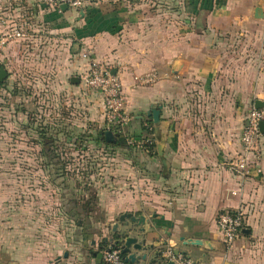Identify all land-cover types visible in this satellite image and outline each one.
<instances>
[{
    "label": "crops",
    "instance_id": "0c3cea01",
    "mask_svg": "<svg viewBox=\"0 0 264 264\" xmlns=\"http://www.w3.org/2000/svg\"><path fill=\"white\" fill-rule=\"evenodd\" d=\"M84 2L82 10L58 11L40 0H0V32L18 26L27 35L3 53L8 98L49 99L54 114L64 111L66 118L48 125L55 145L62 142L59 133H70L64 145L74 147L85 136L103 152L94 162L98 177L87 175L75 186L67 173L71 187L58 189L61 202L50 204L70 218L63 236L39 226L41 236L34 238L30 224L25 233L12 232L16 221L2 212L0 264H105L111 247L105 241L126 213L146 218L144 226L130 223L133 236L154 247L138 264L169 247L195 264H264V135L251 172L242 177L232 170L245 119L264 104V17H256L264 0ZM84 53L121 79L132 116L128 137L151 138L156 150L137 144L107 149L95 141L106 128L105 109L101 95L80 83L90 66ZM150 73L158 74L156 84L137 85ZM159 108L167 170L148 115ZM8 194H0L3 202ZM239 209L249 233L229 249L216 220Z\"/></svg>",
    "mask_w": 264,
    "mask_h": 264
},
{
    "label": "rangeland",
    "instance_id": "374dc122",
    "mask_svg": "<svg viewBox=\"0 0 264 264\" xmlns=\"http://www.w3.org/2000/svg\"><path fill=\"white\" fill-rule=\"evenodd\" d=\"M54 108L49 99L45 101L37 96L26 102L20 95L8 98L4 87L0 86V194L4 190L9 193L4 202L0 196V220L5 211L12 216V221H16L12 232L25 233L29 229L34 238L41 236L42 230L63 236L70 229V218L66 211L54 208L56 201L61 202V193L57 190L62 188L61 183L64 182H53L55 170L44 160L45 148L38 142L34 130V125L48 127L56 121L59 125L66 123L63 120L66 119L64 111L57 116ZM25 112L28 113L26 116ZM69 134L59 133L62 142L55 149V154L62 159L63 166L66 165L67 173L74 178V185L81 186L83 177L92 174L99 176V166L94 162L101 158L103 152L89 143H84L79 149L76 148L78 145H64ZM109 154L114 156L112 152ZM37 190L44 195L42 198L34 194ZM50 204L54 205L53 208ZM29 224L32 227L26 229L25 226ZM39 226L46 229L41 230Z\"/></svg>",
    "mask_w": 264,
    "mask_h": 264
},
{
    "label": "built area",
    "instance_id": "2783aa9c",
    "mask_svg": "<svg viewBox=\"0 0 264 264\" xmlns=\"http://www.w3.org/2000/svg\"><path fill=\"white\" fill-rule=\"evenodd\" d=\"M45 5L61 11L63 5L75 10H82L85 6L84 0H40ZM27 35L18 26L9 30L0 32V64L3 53L8 45L16 40H24ZM83 58L89 61V69L80 76V83L85 90L98 92L103 100L105 109L106 131L116 135H121L128 145L143 146L149 143L147 141H134L126 134V129L132 122V116L126 109V99L123 91L121 79L114 75L112 71L97 60L91 59L90 53H84ZM159 81L157 73H150L137 78V85L150 86ZM264 124V105L262 108H253L245 119V126L241 135L242 152L236 162L232 164V170L244 177L247 176L253 167L256 166V158L259 153L258 143L262 137L260 125ZM252 157L255 160H251ZM217 227L223 236L224 244L230 249L238 239L243 235L246 229V217L241 209L228 212L222 211L217 216ZM163 256L175 264H195L182 254L174 253L171 247L167 248ZM105 264H127L121 250L116 247H110L103 253Z\"/></svg>",
    "mask_w": 264,
    "mask_h": 264
},
{
    "label": "water",
    "instance_id": "95a60500",
    "mask_svg": "<svg viewBox=\"0 0 264 264\" xmlns=\"http://www.w3.org/2000/svg\"><path fill=\"white\" fill-rule=\"evenodd\" d=\"M67 5H63L61 7L62 11L68 10ZM256 17L263 18L264 13L262 9L256 10ZM7 78V72L4 68H0V83H3L4 80ZM77 83H79V79H76ZM264 104H258L256 108H262ZM148 115L152 118L154 132H155V139L157 141V148H158V155L161 158L164 170H167V163L164 160L163 156V145L165 143V135L162 130V122H161V109H153ZM261 133L264 135V124L260 125ZM105 141L106 143H114L115 137L114 134L110 131L105 132ZM133 225L144 226L146 224V218L143 216L136 217L133 214L126 213L121 215L115 225L112 228L113 235L110 236L109 239H106V243H109L111 247H116L121 250L122 255L124 256V260L127 264H138L141 261L146 262L148 259V252L149 250L153 249V246L146 247V241L139 242V238L133 236L135 232ZM141 233L144 232L142 228ZM244 234H248L249 231L244 230ZM194 245H203V243L196 241L193 243ZM136 251L135 253L133 252ZM142 253V255H139ZM67 255H65V258ZM160 257V259H159ZM149 264H175V262L166 259L161 252L156 254V258L152 259Z\"/></svg>",
    "mask_w": 264,
    "mask_h": 264
},
{
    "label": "trees",
    "instance_id": "16d2710c",
    "mask_svg": "<svg viewBox=\"0 0 264 264\" xmlns=\"http://www.w3.org/2000/svg\"><path fill=\"white\" fill-rule=\"evenodd\" d=\"M3 85L4 83L0 84V86H3ZM41 127L42 126H40V128ZM152 129H153L152 124L148 123V126L144 128V131L145 132L148 131L150 134L152 133ZM36 132H37L40 144L42 145L43 148H45L43 149V158L50 167L54 168L53 171L55 170V176H54L53 182L58 184L59 181L63 180L64 183H61L63 184L62 188L66 190L67 188L71 187L72 182H70L67 179V171H66L67 169L65 168L66 165L64 167L63 166L64 163H62L61 161L62 159H60V157L55 154V149L57 148L58 145H55V140H53V135H56V134H54L50 130L49 127L41 128ZM105 132H106L105 129H99L97 133L98 136L95 138L96 139L95 141H97L98 143L105 144L107 149L121 148V147L131 148L130 146H128L126 140L121 135L114 136L115 137L114 143H106L105 137H104ZM91 138L93 139V136H91ZM140 140L142 141L151 140L149 143L145 144L144 146L150 152L156 150V145L155 143H153V139L145 137ZM85 141H86L85 136H81V137L79 136L75 141V146L78 145L76 148L79 149V147L83 146ZM86 177H83V178H86Z\"/></svg>",
    "mask_w": 264,
    "mask_h": 264
}]
</instances>
